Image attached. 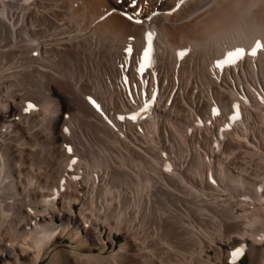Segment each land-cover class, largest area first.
Here are the masks:
<instances>
[{
  "label": "bare ground",
  "instance_id": "bare-ground-1",
  "mask_svg": "<svg viewBox=\"0 0 264 264\" xmlns=\"http://www.w3.org/2000/svg\"><path fill=\"white\" fill-rule=\"evenodd\" d=\"M263 176L264 0H0V264H264Z\"/></svg>",
  "mask_w": 264,
  "mask_h": 264
},
{
  "label": "snow or ice",
  "instance_id": "snow-or-ice-1",
  "mask_svg": "<svg viewBox=\"0 0 264 264\" xmlns=\"http://www.w3.org/2000/svg\"><path fill=\"white\" fill-rule=\"evenodd\" d=\"M130 2V6L133 8L137 7V3L138 0H129ZM140 13L139 11L136 12V15L138 16ZM129 19H131V17H129ZM139 23V21H137ZM146 42H147V46L144 48L142 54L140 55V57L138 58L137 64L138 67L136 69L137 74L138 75H143L144 72L149 69L151 67V62H152V39L153 36L151 33L146 34ZM261 49V44L256 45L250 53H248L249 55L255 56L257 54V51ZM132 53V49L131 47L125 49V54L126 55H130ZM182 55V53H181ZM245 56V50L244 49H235L234 51L228 52L226 54V57L219 61L216 65L217 68L221 67V66H234L240 59H242ZM124 83L126 85L129 84L128 80H125ZM142 83H145L142 81ZM156 98V94L155 92H153L152 94V100L154 101ZM151 107L150 104H145L143 106V110L144 111H148V109ZM237 106L233 105V109H235ZM212 114L213 116H215L217 114V109L213 108L212 109ZM124 117H121V119H123ZM239 117L238 115H233L230 117V119H232L233 121L237 120ZM130 119H136L135 116L130 117ZM70 151V149H69ZM76 161L73 160L71 163H75ZM166 170H170V169H166Z\"/></svg>",
  "mask_w": 264,
  "mask_h": 264
},
{
  "label": "rangeland",
  "instance_id": "rangeland-1",
  "mask_svg": "<svg viewBox=\"0 0 264 264\" xmlns=\"http://www.w3.org/2000/svg\"><path fill=\"white\" fill-rule=\"evenodd\" d=\"M91 69L94 71V69H95V64H92V67H91ZM96 70V69H95ZM95 72V71H94ZM32 98V97H31ZM30 98V101H33V99L34 98H32L31 99ZM36 100V99H35ZM29 101V99H28V101H27V103L29 104V105H31V109H35V108H33L32 106L34 105L35 107H36V102L35 101H33V102H30ZM218 106V105H217ZM155 143H156V147H159V144L157 145V142H156V140H155ZM175 152H176V150H175ZM168 157H170V152L168 153ZM158 160H160V162H161V164H165V162H163L162 163V160L161 159H158ZM159 162V161H158ZM264 177V176H263ZM262 177V178H263ZM128 187V188H127ZM183 186H181L180 185V188H178L179 190H181L182 192H180V194L181 195H183L184 194V192H186V189H184V187L182 188ZM126 188H127V190L129 191V192H133V193H135V191L133 190V188H134V186H130V185H128V186H126ZM132 190V191H131ZM183 193V194H182ZM223 197H225V196H223ZM239 197H235L234 198V200L236 201V203L238 204L240 201H242V199L241 198H239ZM166 199V198H165ZM168 200V201H167ZM243 200H244V198H243ZM248 202H249V204L251 205V208H253L254 206H256L257 207V202L254 200V198L253 197H251L250 198V196H249V198H248ZM164 202V203H163ZM161 204V205H160ZM160 204H158L157 206H158V208L155 210V211H157L158 209V211H157V213L160 211H162L163 209L164 210H166L167 208L168 209H170V202H169V195H167V199L166 200H164V201H162ZM254 204V205H253ZM160 206V207H159ZM162 210H161V209ZM237 211V214H239V213H242V211L240 210L239 211V209H237L236 210ZM100 231H101V233H102V235H103V238H104V240H107V243H108V251L109 252H111V250L112 249H116L117 247H118V245H119V243L123 240V236L122 235H120V234H118L117 235V237H116V239L114 240V245L112 244V242L111 241H108V239H107V237L106 236H108V229L106 228V227H103V226H100ZM60 240H62V239H60ZM62 246H63V244H61ZM111 245H113V246H111ZM219 246H221L222 247V249L224 250V256L226 257V256H228V252L230 251V246L228 245V244H226V243H222V244H218ZM113 247V248H112ZM108 251H107V253H108ZM182 257H183V255H186L185 257H183V258H185V259H187V257H188V254H187V252L186 251H183L182 250ZM214 255V256H213ZM210 258H211V261H215V253H214V251L213 250H210ZM222 264H250V262H249V255H248V253L247 252H243L240 256H238V262H230V261H225V262H223Z\"/></svg>",
  "mask_w": 264,
  "mask_h": 264
}]
</instances>
